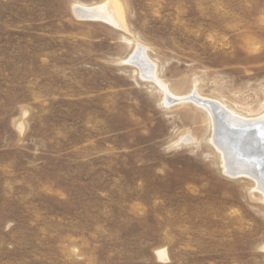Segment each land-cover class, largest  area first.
<instances>
[{
	"label": "rangeland",
	"instance_id": "obj_1",
	"mask_svg": "<svg viewBox=\"0 0 264 264\" xmlns=\"http://www.w3.org/2000/svg\"><path fill=\"white\" fill-rule=\"evenodd\" d=\"M106 1L0 0V264H264L263 195L189 101L264 114V0L74 10Z\"/></svg>",
	"mask_w": 264,
	"mask_h": 264
},
{
	"label": "bare ground",
	"instance_id": "obj_2",
	"mask_svg": "<svg viewBox=\"0 0 264 264\" xmlns=\"http://www.w3.org/2000/svg\"><path fill=\"white\" fill-rule=\"evenodd\" d=\"M74 10L81 18L91 17L94 21H105L112 26L120 27L119 23L122 22L118 23V15L122 12V8L116 0H108L96 6L75 5ZM141 61L143 63L145 61L144 50L137 47L130 62L140 64ZM142 75L144 76V74ZM192 95H196V93ZM168 96L180 100L185 99L166 92V99ZM196 97L197 99L192 97L191 102L207 111L211 116L213 124L211 141L221 152L224 170L231 177L252 178L264 198V114L253 118L244 117L229 110L218 101L203 102L199 95Z\"/></svg>",
	"mask_w": 264,
	"mask_h": 264
},
{
	"label": "water",
	"instance_id": "obj_3",
	"mask_svg": "<svg viewBox=\"0 0 264 264\" xmlns=\"http://www.w3.org/2000/svg\"><path fill=\"white\" fill-rule=\"evenodd\" d=\"M85 19H93V18L85 16ZM189 101H192V99H189Z\"/></svg>",
	"mask_w": 264,
	"mask_h": 264
}]
</instances>
